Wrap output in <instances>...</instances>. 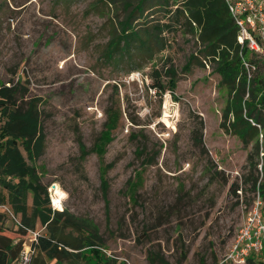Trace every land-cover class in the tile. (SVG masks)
<instances>
[{
    "label": "rangeland",
    "instance_id": "obj_1",
    "mask_svg": "<svg viewBox=\"0 0 264 264\" xmlns=\"http://www.w3.org/2000/svg\"><path fill=\"white\" fill-rule=\"evenodd\" d=\"M136 1L0 0V87L17 86V103L37 109L45 146L35 167L48 207L56 185L51 210L88 225L75 235L99 240V256L85 247L76 264H234L224 258L258 198L264 217V136L255 155L253 142L220 127L228 97L212 66L184 68L197 47L189 34L164 27L166 45L152 55L133 41L111 50L124 2ZM164 14L155 5L130 24L163 25ZM1 236L29 243L4 214ZM34 258L55 263L37 250Z\"/></svg>",
    "mask_w": 264,
    "mask_h": 264
},
{
    "label": "trees",
    "instance_id": "obj_2",
    "mask_svg": "<svg viewBox=\"0 0 264 264\" xmlns=\"http://www.w3.org/2000/svg\"><path fill=\"white\" fill-rule=\"evenodd\" d=\"M123 5L129 9L120 22L115 41H111V50H117L120 42L129 46L133 41L141 51L152 55L163 50L166 45L161 35L164 27L189 34L195 39L197 47L184 68L188 69L192 60L212 66V71L218 76L219 89L228 97L220 127L227 133L237 135L245 146L253 142L257 155L261 145L259 134L264 136V53H256L245 42L238 41V29L228 11L226 0H137L133 5L127 2ZM155 5L163 8L164 15L168 17L167 23L140 25L138 28L131 26L130 21L136 13L137 18L143 17L144 11ZM165 76L169 78L167 89L173 90L176 71L167 68ZM157 86L160 90H166L160 83ZM18 93L17 86L0 87V185L6 193V199L13 210L21 214L27 228L34 229L37 222L44 225L36 250L40 255L54 259V264H62V261L76 264L78 258H83L82 250L88 246L91 252L99 256L101 252L98 247L101 245L98 239L75 235L80 231L89 233L86 223L65 211H53L48 207L46 186L41 183L35 167L36 159L45 146L43 130L34 104L17 103ZM20 147L25 151L26 158ZM255 183L257 185L256 180ZM258 189L264 195V182ZM29 193L32 198L28 215ZM3 200L4 195L0 192V201ZM20 248V244L9 243L1 236L0 264H10L19 255ZM261 254V260L249 257L248 260L254 264H264V249ZM31 264L46 263L43 258H34ZM95 264L114 263L106 257L105 262L97 261Z\"/></svg>",
    "mask_w": 264,
    "mask_h": 264
},
{
    "label": "built area",
    "instance_id": "obj_3",
    "mask_svg": "<svg viewBox=\"0 0 264 264\" xmlns=\"http://www.w3.org/2000/svg\"><path fill=\"white\" fill-rule=\"evenodd\" d=\"M226 3L238 29V41L245 42L247 47L256 53H264V0H226ZM245 65L247 66V64ZM51 187L50 203L53 209V205H55L53 196L57 197L58 195L53 190V185ZM260 204L261 201L258 198L248 212L238 237L224 260L242 264L251 253H258L264 249V217L260 212ZM0 213L29 234V243L22 245L19 255L13 261L14 264H31L38 237L42 234L44 225H41L42 230L37 229L36 226L34 229L27 228L22 222L21 215L15 212L7 201H0Z\"/></svg>",
    "mask_w": 264,
    "mask_h": 264
},
{
    "label": "bare ground",
    "instance_id": "obj_4",
    "mask_svg": "<svg viewBox=\"0 0 264 264\" xmlns=\"http://www.w3.org/2000/svg\"><path fill=\"white\" fill-rule=\"evenodd\" d=\"M53 187H56V185H54ZM56 191V190H55ZM56 198V197H55ZM55 201V200H54ZM56 201H58V199L56 198Z\"/></svg>",
    "mask_w": 264,
    "mask_h": 264
}]
</instances>
